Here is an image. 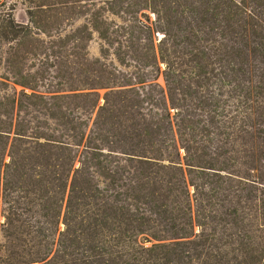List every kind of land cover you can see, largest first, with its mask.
<instances>
[{"label":"rangeland","instance_id":"374dc122","mask_svg":"<svg viewBox=\"0 0 264 264\" xmlns=\"http://www.w3.org/2000/svg\"><path fill=\"white\" fill-rule=\"evenodd\" d=\"M0 264H264V0H0Z\"/></svg>","mask_w":264,"mask_h":264}]
</instances>
